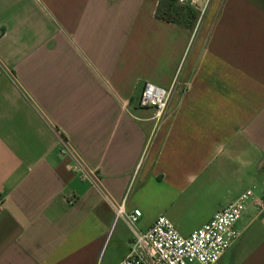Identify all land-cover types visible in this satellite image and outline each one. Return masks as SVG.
I'll list each match as a JSON object with an SVG mask.
<instances>
[{
	"label": "crops",
	"instance_id": "crops-1",
	"mask_svg": "<svg viewBox=\"0 0 264 264\" xmlns=\"http://www.w3.org/2000/svg\"><path fill=\"white\" fill-rule=\"evenodd\" d=\"M159 2L0 0V264H121L107 199L187 237L248 191L218 264H264V0L194 29ZM146 84L172 90L159 122Z\"/></svg>",
	"mask_w": 264,
	"mask_h": 264
},
{
	"label": "built area",
	"instance_id": "built-area-1",
	"mask_svg": "<svg viewBox=\"0 0 264 264\" xmlns=\"http://www.w3.org/2000/svg\"><path fill=\"white\" fill-rule=\"evenodd\" d=\"M199 12V20L205 16L212 0H180ZM172 90H165L146 84L140 99L142 108H153L156 111L157 122L167 113ZM77 169L85 172L78 162ZM251 191L242 194L234 203L219 211L211 221L194 231L187 237L181 236L172 223L160 216L154 225L143 231L137 230L142 217L140 210L126 213L125 200L116 205L107 199L116 211L117 217L123 219L134 234V243L125 261L121 264H218L224 254L234 244L240 234L236 224L242 219L251 201ZM259 208L264 207V201L257 202Z\"/></svg>",
	"mask_w": 264,
	"mask_h": 264
},
{
	"label": "trees",
	"instance_id": "trees-1",
	"mask_svg": "<svg viewBox=\"0 0 264 264\" xmlns=\"http://www.w3.org/2000/svg\"><path fill=\"white\" fill-rule=\"evenodd\" d=\"M156 17L170 24L194 29L199 21V12L187 3L182 4L180 0H160Z\"/></svg>",
	"mask_w": 264,
	"mask_h": 264
},
{
	"label": "rangeland",
	"instance_id": "rangeland-1",
	"mask_svg": "<svg viewBox=\"0 0 264 264\" xmlns=\"http://www.w3.org/2000/svg\"><path fill=\"white\" fill-rule=\"evenodd\" d=\"M182 4H185V3H182Z\"/></svg>",
	"mask_w": 264,
	"mask_h": 264
}]
</instances>
